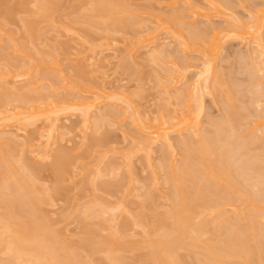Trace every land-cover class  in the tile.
<instances>
[{
	"label": "rangeland",
	"instance_id": "obj_1",
	"mask_svg": "<svg viewBox=\"0 0 264 264\" xmlns=\"http://www.w3.org/2000/svg\"><path fill=\"white\" fill-rule=\"evenodd\" d=\"M208 1L190 0L188 5L184 0H42L46 7L48 6L42 10L41 4L38 5L41 1L38 0H0V109L6 107L4 110L8 109L11 113L6 117H0V135L4 133L5 135L2 136L7 135L9 137L12 133H15L16 128H22L21 125H26L25 136L34 139L38 129L46 127L50 119H56L55 122L58 125L56 142L51 146L50 157L45 155V159L44 157L41 158L42 155L39 157L40 152L37 155L38 152L33 151L36 145H33V149L29 145L37 144L36 140L29 143L26 142L24 135L23 138H19L21 135H18L17 138L19 139L15 138L16 142L11 141V144H7L3 139L0 142V177H7L8 187L13 184L16 177L26 182L29 181L31 186L27 183L30 190L33 188L28 194L30 204L18 209L21 215V218H17L18 221L21 219L19 222L38 225L44 230L45 236L48 235L47 238L51 235L49 240L52 239L51 242L55 247L65 249L64 252L67 251L69 256H73L74 262L77 261L76 264H119V261L120 264H141L144 260L145 262L142 264H161L158 257H156V255H159L160 250L158 249V251L151 244L159 237L156 235H160L165 230H170V225L175 220L171 210L174 205L173 190L180 188L182 185L184 186V181L181 184L180 179L177 182L170 179L169 169L170 167L171 169H174L172 167L177 168L180 164V167H185V161L191 159L184 152L186 148L184 149L178 142L181 139L190 138L191 135L195 138L197 132V135L200 136L205 131L210 134L213 132L211 135L208 133V137L211 136L210 138L218 135L216 145L223 146L221 150H223V154H226V161L231 158L234 159L230 160L232 162L227 161V163L229 162L226 165L227 168H224L225 170L222 172H216V174L215 172L212 173L211 170L209 172L206 168L205 172L202 171L204 167L200 169L199 173L196 171L199 178L195 177L197 180L194 179L195 185L201 184L205 188L208 186L207 182L209 181L212 185L216 183V187L209 185L212 186V188L209 187V193H200L198 200L200 201L209 196L206 197L207 201L212 199V201H216L218 194L224 190L227 195L221 194L226 202L221 200V202H218L221 205H214L216 206L214 208L213 206L211 208V205L207 203V205H202L197 209L198 213L193 215L192 224L197 228L202 225L203 228L206 221L209 222L210 219L212 225L208 224L211 228L209 231L206 228L202 229L206 232L201 233L202 238H198L200 242L197 243L196 241L197 247L194 249L187 247L186 244L185 246L184 244L177 245L173 252L176 251L171 253V256L174 254L175 259L173 258V261L176 264H210L211 262L209 263L208 259L204 260L205 254H201L204 249L201 250V246L206 245L210 239L211 244L216 242L217 246H220L218 242L224 240L227 235L229 237L233 235L231 238L236 237H234L236 245H239V242L241 243L240 248L244 243L242 241L246 243L243 244V247L249 245L246 247L251 250V257L248 259V254L246 259L245 257L238 259V255L229 258V254L226 255L225 251L223 252L220 249L221 251L218 250L215 255L218 257H216L218 264H238L239 262V264H263L264 248L261 247L263 250L259 252L256 244H264V217H262L264 215V169H261L264 168V131H262L263 128L260 131L256 130L253 121L257 120L258 116H264V90H262L264 89V64H261L260 57H256V54L252 55L254 64L251 61L252 59L249 60L251 55L249 57L247 54H251L253 52L251 48L254 47V44H251L253 40L251 37L246 35H240L238 38L227 37V40L222 43L223 47L219 49L214 61L215 68H219L215 70L217 72L223 71V78L220 79L222 84L220 83V87L215 85L217 79L211 78V83L208 84L209 88L203 90L202 104L204 106L201 110L200 127L195 134H189V131L186 130L181 133H176V130L169 131V137L174 144H177L172 147L173 150L170 149L173 153L170 150L166 153L163 151L164 149H159L160 144H153L150 150L151 155H148L150 159H148V162H146L145 151L140 150L138 146V148L136 147L140 140L147 141L150 136L148 132L141 129L138 120L145 121L148 119L152 121L153 118L161 116L165 118L174 115L180 116L179 111L186 105L188 98L186 96L175 97V93L185 89V86L197 76V69L202 67L203 61H205V44L202 40L208 39L209 36L210 39L211 33L218 29V26L223 28L229 23L226 21L227 16H231L233 19L236 18L240 22H246L250 17L255 18L250 16V14L254 15L251 10L258 9L259 4L264 3V0H222L227 5L226 8L230 7L234 12L224 10L225 5L222 4L223 7L217 6L219 13L211 12L206 14L209 15L206 18L196 16L193 7L197 5L199 9L202 6V9L205 8L204 10L211 8V11H213V1ZM51 2H54V4ZM222 15L226 16V20ZM251 19L250 21L254 20ZM118 20L119 23H117ZM229 21L232 22L233 20L229 19ZM26 22H29L28 25ZM150 22H153V24L156 22L155 25L159 24L160 26L156 30L158 40L146 44V41L142 40L145 39L142 33L151 25ZM144 23L148 26L146 29ZM237 25L236 29L240 28V25ZM151 27H149V30L153 29L154 25ZM197 28L200 29L197 30ZM190 29L194 30L195 32H193L197 36H201V32H203V35L193 39L196 38V34L191 35L188 32ZM143 30L144 32H141ZM176 30L181 31L183 40L177 36ZM139 34L143 36L142 39ZM261 36L264 40V22L262 23ZM136 38L138 44L135 42ZM139 39L143 42H140ZM186 40L191 43L195 42L196 46L194 43L195 47H191V43ZM155 47L163 51V55L160 53L161 58H157L161 60L156 61L155 59L156 62L149 54ZM240 53L241 55L238 57ZM157 56L160 57L158 53ZM175 64L177 65L176 68L174 67ZM175 69H178L180 73L174 72ZM257 69L258 71H256ZM23 71H28L27 77L24 76L26 74ZM166 72H173L171 75L174 76L179 75L181 81L174 88L172 87L173 89L170 88L167 91L165 89L168 87L170 80H167L168 75ZM21 73L24 74V77L19 76L22 75ZM219 74L222 73H218L217 76ZM33 81L36 84L28 87L27 85ZM215 86L219 88L217 87V89ZM85 87H91L94 91L84 94L82 88ZM100 87L109 95L106 97L103 94H99L100 97L94 96L93 93H97ZM120 93L126 95L125 97L130 98L135 103V108L137 107L141 116L131 113V109L124 103L117 101L120 99L118 98ZM259 94L262 95V98ZM53 95H56L55 98L59 97L60 101L64 98L67 99L69 96L76 98L81 96L87 97L88 100L93 99L94 103L97 102L93 109H90V111L92 110L90 115L97 114L100 117L99 125L96 120L93 121L92 119L95 122L94 127L92 125L89 130H86L84 142L81 141V116L79 112L73 108L62 107V105V108L57 109L58 111L49 112L53 108L50 107L52 106L49 103L51 100L48 99ZM110 95L111 97H108ZM2 97L5 100L4 102H2ZM62 97L63 99H61ZM55 100L52 99V101ZM60 101H56L58 103L55 102L57 105H54L60 106L62 103V101L59 103ZM68 102L65 105L68 106ZM69 103L71 104V101ZM191 104L194 106L196 102L192 101ZM15 111L20 112L21 115L25 114L22 117H27L25 118L27 121L20 114L13 116ZM99 114H102V117ZM11 115L14 118H9ZM29 116H32V119ZM133 118H137L135 119L136 122ZM22 120L24 122H21ZM100 126L101 128H99ZM158 150L165 153H160ZM130 151L132 152L129 153V166H126L127 160H123V156H125L123 152L127 154ZM190 159L187 162L188 164L193 163V160ZM110 163L113 164L110 165ZM110 167L114 169L111 170ZM180 167L176 169V175ZM196 172H193L194 175H196ZM204 173L208 175L212 173L214 179L212 176H208V181L202 182L204 178L202 174ZM12 176L15 177L14 180H11L13 179ZM216 176L217 178H221V176L223 178L217 180ZM186 183L188 182L186 181L185 185ZM33 184L34 186H32ZM217 187L218 191L216 190ZM8 191L10 190L7 189ZM215 194H217V197ZM118 204H121L118 209L114 212L113 210L109 211L110 208L113 209ZM1 206L0 214L4 209L3 205ZM218 206L219 208H217ZM211 209H214L213 212L210 211ZM28 210H31L34 214L32 216L31 214L27 215ZM83 211L84 213H82ZM90 211L91 213H88ZM94 212L96 216L93 214ZM218 214L223 216L216 219L217 222L220 221L221 223H215L216 220L212 219L214 215ZM230 223L232 225H229ZM247 224L249 226L253 224L251 230ZM221 225H235L237 229L235 231L234 228L228 230L226 234H224L226 230L223 229L224 231L219 232L220 236L219 233L211 234L214 229L217 230ZM245 228L249 229L246 233L245 230L247 229ZM54 229L57 231V236ZM219 238L222 239L217 242ZM88 239H90L89 242L95 244H92V251H90L91 247L87 245L89 243ZM199 244L200 246H198ZM263 244L261 245L263 246ZM205 245L202 248H205ZM253 246L257 247L253 248ZM113 248L117 249L114 250ZM112 249L116 251L114 252L115 255L120 257L117 258L119 261L117 259L114 261L115 255L113 258L110 256V254H114ZM111 251L112 253H110ZM76 252L79 254L77 255ZM153 253L158 254L153 255V257L151 255ZM3 254L0 253V260L10 256L7 253ZM6 254L7 256H5ZM80 256L79 261L76 257ZM105 256H107V260ZM227 257L229 259L226 260ZM10 259L12 258L6 260ZM3 262L5 263V261ZM10 262L12 261L7 263Z\"/></svg>",
	"mask_w": 264,
	"mask_h": 264
},
{
	"label": "bare ground",
	"instance_id": "obj_2",
	"mask_svg": "<svg viewBox=\"0 0 264 264\" xmlns=\"http://www.w3.org/2000/svg\"><path fill=\"white\" fill-rule=\"evenodd\" d=\"M38 1H41L42 2V0H38ZM50 1V0H49ZM93 1V0H92ZM95 1V0H94ZM188 5H189V3H190V0H184ZM207 2H209L208 0H206ZM211 2H212V4H213V6H214V8L212 7V10L213 11H211V8H209V9H206V10H204L205 8L203 7V9L200 7V9H199V7H193V9H194V14L197 16V15H199V16H201V17H207V16H209V15H206V14H209V13H211V12H214V13H219V10L217 9V6H222V4L223 5H225L224 3H223V1L222 0H210ZM38 3V5L39 4H41L40 6L42 7V10H43V8L44 7H46V4L45 3ZM48 2V1H47ZM211 2H210V5H211ZM49 3V2H48ZM51 3H53L54 4V2H51ZM96 3V2H95ZM103 3V2H102ZM259 3H260V1H259ZM258 3V4H259ZM37 4V3H36ZM42 4H45V5H42ZM58 4V3H57ZM193 4V3H192ZM219 4H221V5H219ZM51 6V5H50ZM97 6V5H96ZM100 6V5H99ZM226 6L227 5H225L224 7H223V9L224 10H228V11H232V9H230V7L229 8H226ZM38 7V6H37ZM48 7V6H47ZM46 7V8H47ZM51 7H53V6H51ZM105 7V6H104ZM192 7V6H191ZM219 7V8H220ZM258 7V6H257ZM45 8V9H46ZM94 8H95V6H94ZM41 9V8H40ZM53 9V8H52ZM202 9V10H201ZM221 9V8H220ZM94 11H95V9H93ZM100 10V9H99ZM106 10H107V8H106ZM224 10H222V11H224ZM45 11V10H44ZM43 11V12H44ZM103 11H105V10H103ZM251 11H253V13L252 14H254V15H251L250 14V16H254L255 18H252V17H250V18H248V20L246 21L245 19H243L244 21H246V22H240L238 19H236V18H232L231 16L229 17V16H225L226 18H227V20H226V18L222 15V17H224L225 18V20L227 21V22H229V23H227L223 28H221V26L219 27H217L218 29H213V30H215V31H213L210 35H211V38L209 39V37H208V39H207V41H205V40H202L203 42H204V44H205V50H204V52H205V54H204V57H205V61H203L204 63L202 64V67H199V69H197V76H195L194 78H193V80L191 81V82H189V84L187 85V86H185L186 88L185 89H183V90H181V92L179 91L178 93L176 92L175 93V97H178V98H180V97H187L188 99L186 100L185 98H182V99H185L186 100V105L185 106H183L182 107V109L179 111V114H180V116H176V115H174L173 117L172 116H170V117H163V116H161V117H159V118H153L152 119V121L151 120H148V119H146L145 121L144 120H142V119H140V121L138 120V122H140L139 123V126L141 127V129L142 130H144V131H146V132H148L149 134H150V136L147 138L148 140L147 141H143V140H140L139 142H138V144L136 145V147L138 146L139 147V149L140 150H144L145 151V153H146V162H148V155H151V153H150V150L152 149V145L154 144H160V146H159V149H164L163 151H165L166 153H167V151H169L170 149H172L173 150V146L176 144H174V142L171 140V138L169 137V131H175L176 130V133H181V132H184L185 130L188 132L189 131V134H195L196 132H197V130L199 129V124H200V117L202 116V113H201V110L203 109L202 107L204 106L203 104H202V92H203V90H205V89H208L209 88V86H208V84H209V82H210V79L211 78H213V79H217L216 81H217V84H215V85H218L219 87L221 86V82H222V80H221V82H220V79H222L223 77V71L222 72H217L215 69L216 68H218V67H216L215 68V59H216V56H217V53L219 52V49L221 48V47H223V45H222V43H224L225 42V40H227V37H229V38H238V36H240V35H246V36H248V37H251L253 40H252V45L254 44V47L253 48H251L252 47V45L250 44V48L251 49H253L252 51V53L250 54V53H248L247 55H249V57H250V55H251V57H252V55L254 54H256V57H260L259 59L261 60H258V58H255V59H257L258 61H260L261 62V64L263 63L264 64V40H263V38H262V36H261V28H262V23L264 22V3L262 2L261 4H259V8L257 9H253V10H251ZM113 12V11H112ZM232 12H234V11H232ZM251 13V12H250ZM106 14H108V15H110L109 13H106ZM44 15V14H43ZM203 15V16H202ZM237 15V14H236ZM115 16V15H114ZM239 17V16H238ZM108 18V17H107ZM112 18V17H111ZM117 18V17H116ZM159 18V17H158ZM240 18V17H239ZM256 19L255 21L254 20H252V19ZM114 19V18H113ZM120 19V18H119ZM229 19L230 20H233V21H235L234 23H232V22H230L229 21ZM250 19L252 20V21H250ZM111 21H113V20H111ZM115 21V20H114ZM120 21H121V19H120ZM123 21V20H122ZM125 22V21H124ZM29 23V22H28ZM28 23L26 22V24L28 25ZM116 23V22H115ZM117 23H119V20H118V22ZM122 23V22H121ZM151 23V22H150ZM155 23L156 22H154V24H153V22L151 23V25H149V27H151V26H153L154 25V27H153V29H151V30H149L150 28L147 26V24L146 23H144L143 25H145V29H146V27H148L147 28V30L144 32V30L143 31H141V32H144V33H142V35H144V38L145 39H142L143 38V36L142 35H140V38L147 44L148 42H150V43H154V42H156L155 40L157 39L156 38V30L160 27L159 26V24L156 26L155 25ZM153 24V25H152ZM237 24H239L240 25V28H238V29H236L237 27H238V25ZM222 25V24H221ZM113 26H115L114 24H113ZM157 28H156V27ZM226 26H228V27H226ZM197 27H200V26H197ZM214 27H216V26H214ZM29 28H30V25H29ZM152 28V27H151ZM213 28V27H212ZM234 28V29H233ZM193 29H194V27H193ZM196 29V28H195ZM198 29H200V28H197V30ZM209 29H211V28H209ZM240 29V30H239ZM196 30V31H197ZM202 30H203V28H202ZM239 30V31H238ZM194 30H192V29H190L188 32L191 34V35H194V34H196V33H194L193 32ZM209 32H210V30H208ZM240 31H242V32H240ZM176 32V34H177V36L179 37V38H181L182 40L184 39L183 38V35L181 34V31L180 30H176L175 31ZM192 32V33H191ZM199 33L201 32V31H198ZM194 33V34H193ZM202 33V35H203V32H201ZM206 33V32H205ZM208 33V32H207ZM138 35V36H139ZM201 35V34H200ZM201 35V36H202ZM205 35V34H204ZM142 36V37H141ZM190 36V35H189ZM199 36V35H198ZM197 34L195 35V37L196 38H193V39H197ZM201 36H199V37H201ZM207 36V35H206ZM237 36V37H236ZM198 37V38H199ZM192 38V37H191ZM203 38V37H202ZM201 38V39H202ZM240 38V37H239ZM141 39H139V41L140 42H143ZM186 39V38H185ZM204 39V38H203ZM158 40V39H157ZM189 40H191V39H189ZM189 40H186V41H188L189 42ZM246 40H248V39H246ZM246 40H245V42H246ZM196 41V40H195ZM198 41V40H197ZM137 44H138V40H137V38H136V41H135ZM193 42V41H192ZM199 42H201L200 40H199ZM202 42V43H203ZM144 43V44H145ZM189 43H191V42H189ZM195 42H193V43H191L190 45H192L191 47H193ZM141 44V43H140ZM145 44V45H146ZM188 44V43H187ZM150 45V44H149ZM155 45V44H154ZM183 45H184V43H183ZM248 45V44H247ZM185 47H186V45H184ZM189 46V45H188ZM195 46H196V43H195ZM194 46V47H195ZM1 47V46H0ZM148 47V46H147ZM160 47V46H159ZM190 46H189V48H191ZM145 48V47H144ZM163 48V47H162ZM161 48V49H162ZM247 48V47H246ZM192 49V48H191ZM163 50V49H162ZM250 50V49H249ZM248 51V50H247ZM157 53H158V55L160 56V53H161V55H163L162 53H163V51H161L160 49H158V48H154L153 49V51L152 52H150L149 54H151L152 55V59L155 61V59H156V61L158 60L157 58H161V56L160 57H158L157 56ZM164 54H165V51H164ZM167 54V53H166ZM219 55V54H218ZM241 55V53L238 55V57ZM1 56V55H0ZM244 56H245V54H244ZM149 57H150V55H149ZM237 57V58H238ZM248 57V56H247ZM249 58V60L250 59H252L251 61L253 62V64H254V59H253V57L252 58ZM150 59V58H149ZM151 59V60H152ZM244 59V58H243ZM159 60H161V59H159ZM158 60V61H159ZM256 60V61H257ZM155 61V62H156ZM252 65V64H251ZM260 65V64H259ZM176 64H175V68H176ZM250 66V65H249ZM255 66V65H254ZM254 66H253V69H254ZM219 69V68H218ZM252 69V70H253ZM221 70V69H220ZM224 70V69H223ZM255 70V69H254ZM217 72V74L218 73H222L221 75L219 74L218 76H217V74H216V72ZM256 71H258V69L256 70ZM24 72V74H26V75H24V74H22V75H19V76H21V77H27L28 75V71H23ZM174 72H179L178 71V69H175L174 70ZM254 72V71H253ZM260 72H261V69H260ZM171 73H173V72H166V74L168 75V77H167V80H170V82L167 84L168 85V87H166V91L167 90H170V88H174V86H176V85H178L181 81L179 80V78H180V76L179 75H177V76H174V75H171ZM180 73V72H179ZM24 75V76H23ZM18 76V77H19ZM21 77H19V78H21ZM24 80V79H23ZM37 81V80H36ZM39 81V80H38ZM180 81V82H179ZM39 83V82H38ZM178 83V84H177ZM211 83V82H210ZM216 83V82H215ZM221 83V84H220ZM35 84H36V82H35ZM34 84V81L33 82H31V83H29L27 86L29 87V86H32V85H35ZM25 85V86H26ZM218 86H215L216 88L218 87ZM34 87V86H33ZM165 87V86H164ZM208 87V88H207ZM218 87V88H219ZM20 88V87H19ZM24 88V87H23ZM172 88V89H173ZM217 88V89H218ZM264 88V87H263ZM96 89V88H95ZM8 90V89H7ZM35 90V89H34ZM262 90H264V89H262ZM261 90V91H262ZM32 91V90H31ZM39 91V90H38ZM92 91H94L93 90V88H91V87H85V88H82V92L85 94V93H87V92H91L92 93ZM260 91V92H261ZM8 92H9V90H8ZM29 92V91H28ZM10 93H12V92H10ZM25 93V92H24ZM38 93H40V92H38ZM96 93V92H95ZM95 93H93L94 94V96L95 95H97V96H99L100 97V95H102L103 94V96L104 97H106L107 95H109V93H106L104 90H103V88H99L98 89V92L95 94ZM122 93V92H121ZM120 93V94H121ZM263 93H264V91H263ZM9 94V93H8ZM100 94V95H99ZM119 94V96L120 97H118V98H120V99H118V98H116V99H118L117 101L118 102H122V103H124L129 109H131V113H134V114H139V116H141L140 114L141 113H139L138 112V109H137V107L135 108V103L134 102H132L131 100H130V98H128V97H125L124 95H120ZM2 96H3V94H1ZM10 95V94H9ZM8 95V96H9ZM39 95V94H38ZM259 95H261V94H259ZM7 96V97H8ZM41 96V95H40ZM54 96H56V95H53V96H51L50 97V99H48V100H51L49 103L52 105V106H50V104L49 103H47V104H49V106L51 107V108H53V109H51L49 112L50 113H52V112H56V111H58L57 109H59V108H62V107H65V108H67V107H69L70 109L71 108H73V109H75V111H77V112H79V114H80V116H81V120H80V124H81V127H80V130H81V134L80 135H82V138H81V141L82 142H84V140H85V138H86V130L88 129L89 130V128L92 126V127H94V123L95 122H93V121H95L96 120V123L98 124L99 123V116H97V114H95V115H90V112L92 111H90V109L92 108L93 109V107L96 105V103H94V101H92V100H88V98L87 97H68L67 99H63V97L61 98V99H63L64 101H65V103L67 104V102L69 101V98H70V101H71V104L68 102V106L67 105H65V103L63 102V100H61L62 101V103L64 104V106H63V104L61 103V101L59 100V97H54ZM174 96V95H173ZM6 97V98H7ZM49 97V96H48ZM108 97H111V95L110 96H108ZM260 97V96H259ZM263 97H264V94H263ZM1 98V97H0ZM37 98H39V97H37ZM56 100H55V99ZM85 98H86V100H85ZM122 98V99H121ZM261 98H262V95H261ZM2 99H3V97H2ZM52 99L53 100H55V101H52ZM100 99V98H99ZM264 99V98H263ZM122 100V101H121ZM2 101V100H1ZM5 100L3 99V101L2 102H4ZM56 101H60L59 103H61L60 104V106H55V105H57L56 103H58V102H56ZM182 101V100H181ZM192 101L194 102H196V105H194L193 106V104H191L192 103ZM56 102V103H55ZM260 102H262V101H260ZM259 102V103H260ZM185 103V102H184ZM55 104V105H54ZM69 104H70V106H69ZM94 104V105H93ZM182 104V103H181ZM261 104H263V103H261ZM0 105H1V103H0ZM2 105H3V103H2ZM53 105H54V107H53ZM61 105H62V107H61ZM123 105V104H122ZM259 105V104H258ZM8 106V105H7ZM49 106H47L48 108H49ZM1 107V106H0ZM54 108H56V109H54ZM4 109H6V107L5 108H3V109H0V117L1 118H3V117H6L7 115H9V110L7 109V110H4ZM3 110V111H2ZM56 110V111H55ZM15 112H16V115H15ZM13 114V116H18L17 114H20L21 115V113L19 112H17V111H15ZM28 113V112H27ZM29 113H31V112H29ZM49 113V114H50ZM114 113V112H113ZM200 113H201V115H200ZM11 114V113H10ZM105 114V113H104ZM174 114H176V113H174ZM19 115V116H20ZM22 115H25V114H22ZM22 115H21V117H22ZM99 115H101V117H102V114H99ZM110 115V114H109ZM112 115V114H111ZM93 116H95V117H93ZM137 117H138V115H136ZM176 116V117H175ZM12 117V115L9 117V118H11ZM31 117V119H32V116H29V118ZM12 118H14V117H12ZM23 119H25V118H27V117H25V116H23L22 117ZM141 118V117H140ZM18 119V118H17ZM92 119H93V121H92ZM134 119V118H133ZM135 119H137V118H135ZM134 119V120H135ZM139 119V118H138ZM9 120V119H8ZM21 120V119H20ZM26 121H27V119H25ZM56 120V119H55ZM55 120L52 118V119H50L49 120V123H47L46 124V127L44 126V127H42L40 130L38 129V131L36 132L37 134L34 136V139H32V137H31V139L30 138H27L25 135H26V128H25V126L26 125H21V126H23L22 128L20 127V128H16L15 129V133H12V137L11 136H2V135H5L4 133L2 134V135H0V142H2V140L3 139H5V143H7V144H9L11 141L12 142H16L17 140H15V138L16 139H19V138H23V135H24V137L26 138V142L28 141L29 143H32V142H30V141H32V140H34V142H35V140H36V143L37 144H29L30 145V147L33 149V147L35 146L36 148H34L33 149V151H36V153H37V155H39V152L41 153L40 154V156L39 157H41V155H42V157L41 158H43L44 157V159H45V157L46 156H49L50 157V152H51V146H52V144L54 145L55 144V137H56V132H57V129H58V125L56 124V122H55ZM225 120V119H224ZM31 121H33V120H31ZM228 121V120H227ZM21 122H24V120H22ZM135 122H136V120H135ZM222 122H224V121H222ZM18 123H20V122H18ZM27 123V122H26ZM230 123V122H229ZM22 124V123H21ZM96 124V125H97ZM101 124H102V121H101ZM100 124V125H101ZM212 124V123H211ZM253 124H254V126L257 128L256 130H258V131H260V129H262V131H264V116L262 115V117L260 116H258L257 117V120L255 119V121H253ZM18 125V124H17ZM96 125H95V128H96ZM99 125V124H98ZM97 125V126H98ZM217 125V124H216ZM215 125V126H216ZM226 125V124H225ZM19 126V125H18ZM80 126V125H79ZM138 126V125H137ZM15 127V126H14ZM212 128H213V125L211 126ZM229 127H231L230 125H229ZM254 127V128H255ZM79 128V127H78ZM99 128H101V126L99 127ZM214 128H216V127H214ZM92 130H93V128H91ZM230 129H232V128H230ZM98 130V129H97ZM184 130V131H183ZM13 131V130H12ZM16 131H18V132H16ZM223 131V130H222ZM261 131V132H262ZM88 132V131H87ZM203 132V131H202ZM94 133V132H93ZM209 133V132H208ZM208 133L205 131V133H203V134H201L200 136H198L197 134H198V132H197V137H196V135H195V138H194V136L192 137V135L190 136V138H186V139H179L180 141L178 142V144L179 145H182L183 147H184V149L186 148V151H184V152H186V154H188V155H186V156H190L191 157V161L193 160V163H191L190 162V164H188L187 162H189V159L187 160V162L185 161V163L187 164H185L184 163V165H185V167L183 166V167H180L181 166V164L177 167V168H179L180 167V169H179V172L177 173V175L175 174L176 172H177V168L176 167H172V168H174V169H171V167H170V169H169V176L171 177L170 179H173V180H176V182H177V180H179L180 179V183L182 182V181H184L183 182V184H184V186L182 185L180 188L178 187V188H176V189H174L173 190V197H174V205H173V209H171L173 212H172V214H173V216H174V221H172L173 223H171V225H170V230L168 229V230H163L164 232L163 233H161L160 235H156V236H159L158 238H157V240L155 239V241H152V244H151V246H153L155 249H159L161 252H162V254H161V252L159 251V255H161V256H159V255H156V257H158V260L161 262V264H176L174 261H173V258H174V254H172V256H171V253L173 252V250L174 249H176L175 247L178 245H180V244H184V246H185V244L186 245H188L187 247H192L193 249L195 248V247H197V244H196V241H197V243H199L200 241H199V239L200 238H202L201 236V233H205L206 231H203L202 229H208L207 231H209V229L211 228V227H209V224L208 223H210V219H209V222H208V220L206 221V223L204 224V227L202 228V225L200 226V227H198L197 228V226H194L193 224H192V217H193V215H195V214H197L198 212H197V209L198 208H200L202 205L204 206V205H207V203H208V205H211V208H212V206H213V208L214 207H216V206H214V205H219V203L218 202H221V200L222 201H224V199H223V196H222V194L221 193H223L224 195H227V194H225V192H224V190H222V192H218L219 194H218V199H216V201L214 200V201H212V200H206V197H205V199H202V200H198L199 199V197H198V195L200 194V193H209L210 192V188L209 187H211L212 188V186H215L216 187V183H213V185L210 183V181L209 182H207L208 181V176H212L213 177V179H214V176L212 175V173H214L215 172V174H216V172H222V171H224L225 169L224 168H227V164H229V162L227 163V161H230L231 159L233 160L234 158H231L230 160H227L226 161V159H227V157L225 158V156H226V154H223L222 152H223V150H221L222 149V147H220V146H218V145H216V142L218 141L217 139H218V135H216V137H214V138H210L211 136V134L213 133H209L210 135V137H208ZM260 133V132H259ZM263 133V132H262ZM1 134V133H0ZM8 135H9V133H7ZM11 134V133H10ZM14 134V135H13ZM206 134V135H205ZM218 134V133H217ZM18 135H21L20 137L18 136ZM34 135V134H33ZM221 135V134H220ZM30 136V135H29ZM32 136V135H31ZM17 137H19V138H17ZM192 137V138H191ZM213 137V136H212ZM107 138V137H106ZM228 138V137H227ZM57 139V138H56ZM79 139V138H78ZM212 139V140H211ZM223 139V138H222ZM226 139V138H225ZM22 140H24V139H22ZM25 141V140H24ZM93 141V140H92ZM97 141V140H96ZM220 141H221V138H220ZM11 142V143H12ZM225 142V141H224ZM10 143V144H11ZM20 143H22V142H20ZM59 143V142H58ZM77 143V142H76ZM81 144V143H80ZM222 144V143H221ZM34 145V146H33ZM177 145V144H176ZM225 145V144H224ZM158 146V145H157ZM239 146V145H238ZM50 147V148H49ZM54 147V146H53ZM137 147V148H138ZM177 147V146H176ZM31 148H30V150H31ZM175 148V147H174ZM166 149H168V150H166ZM183 149V148H182ZM227 149H228V147H227ZM1 150H2V148H1ZM153 150H154V147H153ZM161 150V151H162ZM172 150H170V151H172ZM159 151V150H158ZM169 151V152H170ZM233 151V150H232ZM58 152L60 153V151L58 150ZM132 151H130V152H126L127 154H125L124 152H123V155H125V156H123V160L124 159H126L127 160V162H126V166H129V164H128V160L130 159V154L129 153H131ZM160 152V151H159ZM165 152H160V153H165ZM168 152V153H169ZM153 153V152H152ZM172 153H173V151H172ZM226 153V152H225ZM237 153V152H236ZM230 154V153H229ZM234 154V153H233ZM44 155V156H43ZM46 155V156H45ZM60 155V154H59ZM231 156V155H230ZM59 157V156H58ZM150 157V156H149ZM167 157V156H166ZM234 157V156H233ZM48 158V157H47ZM60 158V157H59ZM168 158H170V157H168ZM229 158V157H228ZM58 159V158H57ZM60 160V159H59ZM150 160V159H149ZM184 160H186V159H184ZM245 160V159H244ZM56 161V160H55ZM58 161V160H57ZM62 161V160H61ZM239 161H241V160H239ZM249 161H252V160H249ZM255 161V160H254ZM59 162V161H58ZM230 162H232V161H230ZM55 163V162H54ZM149 163H150V161H149ZM171 163V162H170ZM255 163V162H254ZM259 163V162H258ZM113 164V163H112ZM111 163H110V165H112ZM183 164V163H182ZM233 164V163H232ZM237 164V163H236ZM239 164V163H238ZM59 165V164H58ZM114 165H116V164H114ZM114 165H113V167H114ZM168 165H169V163H168ZM193 165V166H192ZM248 165H250V164H248ZM56 166H57V163H56ZM161 166V165H160ZM201 166V167H200ZM237 166V165H236ZM258 166V165H257ZM162 167V166H161ZM166 167V166H165ZM204 167V169L202 170V171H204L205 170V168H206V170H208L209 172H210V170H211V172L212 173H210V175H208L207 173L204 175V174H202L203 176H204V178H203V180H202V182H207L208 183V186L207 187H205V188H203L202 186H201V184H199V185H195V183H194V181L196 180V178L198 177L199 178V174H197V172L199 173L200 172V169L201 168H203ZM232 167V166H231ZM240 167V166H239ZM238 167V168H239ZM55 168V167H54ZM115 168V167H114ZM114 168H112V167H110V169L112 170V169H114ZM120 168V167H119ZM193 168V169H192ZM241 169H242V167H240ZM248 168V167H247ZM246 168V169H247ZM61 169V168H60ZM240 169V170H241ZM257 169V168H256ZM261 169H264V168H261ZM63 170V169H62ZM61 170V171H62ZM184 171V173L182 174V172ZM227 170V169H226ZM239 170V171H240ZM1 171V170H0ZM57 171V170H56ZM195 173L196 171V175H194V173ZM201 171V172H202ZM244 171H246V170H244ZM244 171H242V172H244ZM60 172V171H59ZM181 172V173H180ZM205 172V171H204ZM208 172V173H209ZM238 172V171H237ZM250 172V171H249ZM252 172V171H251ZM263 172V171H262ZM3 173V172H2ZM18 173V172H17ZM203 173V172H202ZM227 173V172H226ZM246 173V172H245ZM248 173V172H247ZM178 174H180V175H178ZM225 174V173H224ZM241 174V173H240ZM249 174V173H248ZM11 175H13L12 173H11ZM18 175V174H17ZM17 175H14V176H17ZM19 175H20V173H19ZM198 175V176H197ZM244 175V174H243ZM250 175V174H249ZM10 176V175H9ZM25 176V175H24ZM248 176V175H247ZM263 176V175H262ZM196 177V178H195ZM200 177H201V175H200ZM1 179H0V206L1 205H3V212H2V214H0V251L2 250L3 252H0V253H7L8 255H10V256H7V254L5 255V256H7V258L6 259H9V258H12V259H10V260H6V259H4V260H0V264H17L18 262V264H76L77 263V261L76 262H74V258H73V256H69L68 255V252L67 251H65L64 252V250L65 249H61V248H57V247H55L54 246V244L51 242V238H50V240H49V237L51 236H49L48 238H47V236H45L46 234L44 233V230L43 229H41L40 227H38V225H34L33 223H24V222H19V221H21V219H19V221H18V217H20L21 215L19 214V212H18V209L19 208H22L24 205H27V204H30V200L28 199L29 198V192L33 189L32 187V189L30 190V187L28 186V183H29V181H25V180H20V179H17L18 177H16V179H15V177H13L12 176V178L13 179H11V180H14L15 179V181L13 182V184H10L9 186L10 187H8V184L9 183H6V182H8L7 181V177L5 178V176H2V177H0ZM197 178V179H198ZM216 178H217V176H216ZM221 178H223L222 176H221ZM221 178H217V180L218 179H220L221 180ZM229 178V177H228ZM243 178V177H242ZM195 179V180H194ZM210 179V178H209ZM10 180V181H11ZM216 180V181H217ZM226 181H228L227 179H225ZM244 180V179H243ZM247 180V179H246ZM259 180V179H258ZM31 181V180H30ZM188 182V183H186V185H185V182ZM197 181V180H196ZM257 181V180H256ZM255 181V182H256ZM200 182V181H199ZM259 182V181H258ZM263 182V181H262ZM261 182V183H262ZM32 183V182H31ZM179 183V182H178ZM178 183H177V185H178ZM219 183V182H218ZM245 183V182H244ZM30 184V183H29ZM182 184V183H181ZM204 184V183H203ZM226 184V183H225ZM176 185V186H177ZM209 185H212V186H209ZM221 185V184H220ZM224 185V184H223ZM30 186H31V184H30ZM32 186H34V184L32 185ZM179 186V185H178ZM217 186H219V185H217ZM214 187V188H215ZM10 188V189H9ZM228 188V187H227ZM231 188V187H230ZM6 189V190H5ZM7 189L8 190H10V191H8L7 192ZM218 189V187L216 188V190ZM193 190V191H192ZM5 191H6V193H5ZM218 191V190H217ZM217 191H216V193H217ZM221 191V190H220ZM172 192V191H171ZM235 193V192H234ZM8 196H7V195ZM221 194V195H220ZM216 195V197H217V194H215ZM209 197V196H208ZM207 197V198H208ZM231 197H232V195H231ZM202 198V197H201ZM222 198V199H221ZM224 198H226L225 196H224ZM228 198H230V197H228ZM210 199V198H209ZM229 200V199H228ZM207 201V202H206ZM213 202H215V203H213ZM217 202V203H216ZM224 202H226V200L224 201ZM15 203V204H14ZM204 203V204H203ZM212 203V204H211ZM227 203H229V202H227ZM251 204H253V203H251ZM221 205V204H220ZM219 205V206H220ZM254 205H255V203H254ZM121 206V204H118L115 208L113 207V209H111L110 208V210L109 211H111V210H113V212H114V210H116V209H118L119 207ZM172 206V205H171ZM219 206L217 207V208H219ZM2 207V206H1ZM32 207V206H31ZM221 208V207H220ZM260 208V207H259ZM256 209H257V207H256ZM206 210V209H205ZM214 210V209H213ZM213 210L211 209L210 211H212L213 212ZM263 210V209H262ZM261 210V211H262ZM92 211V210H91ZM91 211L90 212H88V213H91ZM96 211V210H95ZM108 211V212H109ZM218 211V210H217ZM255 211V210H254ZM264 211V210H263ZM171 212V211H170ZM212 212H211V214H212ZM219 212V211H218ZM222 212V211H221ZM237 212V211H236ZM252 212H253V210H252ZM82 213H84V211L82 212ZM112 213V212H111ZM215 214H216V211L214 212ZM223 213V212H222ZM30 215L31 214V216L34 214L31 210H28L27 211V215ZM93 214H95V212L93 213ZM201 214V213H200ZM234 214V213H233ZM235 214H237V213H235ZM242 214H243V212H242ZM241 214V215H242ZM250 214V213H249ZM253 214V213H252ZM223 215H224V213H223ZM92 216V215H91ZM95 216H96V214H95ZM216 216V217H215ZM219 216V217H218ZM221 216H222V214L220 215V214H218V215H214L213 217H212V219H214V221L216 220V219H220L221 218ZM250 216V215H249ZM262 216V215H261ZM81 217H85V216H81ZM93 217H94V215H93ZM112 217V216H111ZM116 217V216H115ZM223 217V216H222ZM233 217V216H232ZM251 217V216H250ZM255 217V216H254ZM262 217H264V215L262 216ZM21 218V217H20ZM37 218V217H36ZM139 218V217H138ZM211 218V217H210ZM260 218V217H259ZM140 219V218H139ZM243 219V218H242ZM253 219V218H252ZM264 219V218H263ZM141 220V219H140ZM163 220V219H162ZM238 220V219H237ZM256 220V219H255ZM81 221V220H80ZM200 221V220H199ZM230 221V220H229ZM257 221V220H256ZM261 221V220H260ZM32 222V221H31ZM213 222V221H212ZM220 222V221H219ZM219 222H217V220L215 221V223H219ZM238 222V221H237ZM248 222V221H247ZM253 222V221H252ZM263 222V221H262ZM214 223V222H213ZM221 223V222H220ZM249 223V222H248ZM85 224V223H84ZM202 224V223H201ZM211 224V223H210ZM239 224H241V223H239ZM264 224V223H263ZM157 225H158V223H157ZM212 225V224H211ZM229 225H232L231 223L229 224ZM229 225H226V226H224V225H221V226H219V228L216 230V229H214V231L212 232V230H211V234H213V235H215V234H218L219 232L221 233V231L224 229V230H226V231H224L223 233L224 234H226V232L229 230H232L233 228H234V231H235V229H237V228H235V225H233V226H229ZM248 225V224H247ZM247 225H246V227H247ZM253 225V224H252ZM251 224H250V230H251V226H252ZM259 225V224H258ZM256 226H257V224H256ZM262 226V225H261ZM85 227V226H84ZM196 227V228H195ZM208 227V228H207ZM237 227V226H236ZM255 227V226H254ZM259 227V226H258ZM257 227V228H258ZM163 229H165V228H163ZM242 229H244V228H242ZM245 229H247V230H245V233L246 232H248V228H245ZM252 229H253V227H252ZM46 230V229H45ZM55 230V229H54ZM92 230H93V228H92ZM91 230V231H92ZM97 230V229H96ZM159 230H161V229H159ZM202 230V232H200ZM56 231V230H55ZM87 231V230H86ZM88 231H90V230H88ZM95 231V230H94ZM117 231V230H116ZM239 231V230H238ZM30 232H32V233H30ZM157 232V231H156ZM155 232V233H156ZM200 232V233H199ZM252 232H254V231H252ZM255 232H256V230H255ZM51 233V232H50ZM93 233V232H92ZM91 233V234H92ZM215 233V234H214ZM220 233H219V236H220ZM233 233V232H232ZM241 233V232H240ZM262 233V232H261ZM148 234V233H147ZM195 234V235H194ZM197 234H198V236H197ZM209 234V233H208ZM228 234V233H227ZM235 234H237V233H235ZM243 234V233H242ZM250 234H251V231H250ZM94 235H96V234H94ZM98 235V234H97ZM115 235V234H114ZM200 235V236H199ZM230 235H231V232H230ZM241 235V234H240ZM56 236H57V231H56ZM99 236V235H98ZM116 236V235H115ZM196 236V237H195ZM228 236V237H227ZM226 237H225V239L223 240L222 238V241L221 242H218V241H220L221 239L219 238L218 240H217V242L219 243V245L220 246H217V244H216V242H215V244H216V246H214L213 244H211V239L210 240H208L207 241V244L205 245V244H203V245H205V248H202V246H201V250L202 249H204V251H203V253L201 252V254L203 255V254H205L204 255V260H207L209 263L211 262L212 264H218L219 262H217V256H215L216 255V253H217V251L219 250V251H221V250H223V252L225 251V253H226V255L227 254H229V258L230 257H232V256H234V255H238V259L239 258H244L245 257V259H246V256H248V254H249V256L247 257L248 259H249V257H251L250 256V254H251V250H249V248L248 247H246V246H249V245H244V247H243V244H246L245 243V241H242V242H244V243H242V246H241V248H240V242L238 243L239 245H236L237 243H235V241L234 240H236L234 237L233 238H231L233 235H231V237H229V235H227ZM238 236V235H237ZM248 236H249V234H248ZM89 237H90V235H89ZM212 237V236H211ZM216 237H217V235H216ZM244 237V236H243ZM250 237V236H249ZM62 238V237H61ZM86 238V237H85ZM114 238V237H113ZM149 238V237H148ZM199 238V239H198ZM241 238V237H240ZM254 238V237H253ZM115 239V238H114ZM145 239V238H144ZM143 239V240H144ZM150 239V238H149ZM152 239H154V238H152ZM213 239V238H212ZM238 239H239V237H238ZM246 239V238H245ZM244 239V240H245ZM251 239H252V237H251ZM60 240H62V239H60ZM94 240V239H93ZM97 240V239H96ZM108 240V239H107ZM112 240V239H111ZM205 240H207V239H205ZM204 240V241H205ZM215 240V239H214ZM243 240V239H242ZM64 241V240H63ZM83 241V240H82ZM88 242L90 241V239H88L87 240ZM101 241V240H100ZM66 242V241H65ZM84 242V241H83ZM93 242V241H92ZM105 242H106V240H105ZM146 242V241H145ZM208 242H210V243H208ZM223 242V243H222ZM250 242H251V240H250ZM254 242V241H253ZM261 242V241H260ZM262 242H263V240H262ZM58 243H59V241H58ZM63 243V242H62ZM111 243V242H110ZM143 243V242H142ZM147 243V242H146ZM249 243V242H248ZM70 244V243H69ZM90 244V245H89ZM92 244H94V243H91V242H89L87 245L88 246H90L91 248V250L90 251H92ZM97 244V243H96ZM148 244V243H147ZM201 244H202V242H201ZM256 244V243H255ZM261 244H263V243H257L256 245L258 246H255V247H257V248H259V252L261 251V250H263V248H264V244H263V246L261 245ZM68 245V244H67ZM84 245V244H83ZM95 245V244H94ZM252 245H254V244H252ZM58 246V245H57ZM66 246V245H65ZM68 246H71V245H68ZM85 246V245H84ZM84 246H83V248H84ZM109 246V245H108ZM112 246V245H111ZM131 246V245H130ZM137 246V245H136ZM183 246V245H182ZM198 246H200V244L198 245ZM82 247V246H81ZM152 247V248H153ZM204 247V246H203ZM251 247V246H250ZM254 246H253V248H255ZM261 247H263V248H261ZM62 248H64V247H62ZM68 248V247H67ZM85 248H86V246H85ZM102 248H104V247H102ZM108 248V247H107ZM147 248V247H146ZM151 248V249H152ZM178 248V247H177ZM191 248V249H192ZM244 248V249H243ZM256 248V249H257ZM261 248V249H260ZM94 249V248H93ZM95 249H96V246H95ZM94 249V250H95ZM114 250H116L115 248H113ZM112 249V251H113V253L114 252H116V251H114ZM149 249V248H148ZM221 249V250H220ZM85 250V249H84ZM86 250H87V248H86ZM109 250V249H108ZM105 251V250H104ZM103 251V252H104ZM112 251L110 252V253H112ZM176 251V250H175ZM174 251V252H175ZM198 251V250H197ZM250 253H249V252ZM106 252V251H105ZM104 252V253H105ZM151 252H153V250H151ZM173 252V253H174ZM194 252V251H193ZM222 252V253H223ZM77 253V255L79 254L78 252H76ZM109 252H108V254H110ZM197 253H200V252H197ZM75 254V253H74ZM107 254V253H106ZM150 254V253H149ZM155 254H158V253H153V254H151L152 256L153 255H155ZM208 254V255H207ZM258 254V253H257ZM4 255V254H3ZM2 255V256H3ZM114 255H115V253L114 254H110V256H112V258L114 257ZM176 255H177V253H176ZM109 256V255H108ZM116 256V255H115ZM241 256V257H240ZM106 257V260H107V256H105ZM104 257V258H105ZM154 257V256H153ZM180 257V256H179ZM178 257V258H179ZM194 257H196V256H194ZM199 257V256H198ZM207 257H209V258H207ZM217 257V258H216ZM237 257V256H236ZM236 257H234V258H236ZM257 257V256H256ZM77 259H79V261H80V258H81V256L80 257H76ZM119 259L120 257H114V261L116 260V259ZM181 258V257H180ZM222 258V257H221ZM225 258V257H224ZM228 257L226 258V260L227 259H229ZM2 259V258H1ZM110 260H111V257L109 258ZM117 259V261H119ZM175 259V258H174ZM203 259V258H202ZM247 259V261H249ZM259 259V258H258ZM261 259V258H260ZM113 260V259H112ZM157 260V259H156ZM203 260V261H204ZM219 260V259H218ZM225 260V259H224ZM3 261H5V263L3 262ZM8 261H12V262H10V263H7ZM122 261V260H121ZM143 261V260H142ZM173 261V262H172ZM233 261V260H232ZM246 261V260H245ZM246 261V262H247ZM259 261V260H258ZM143 262H145V260L143 261ZM142 262V263H143ZM244 262V261H243ZM121 262L119 261V264H120ZM141 263V264H142ZM202 263V262H201ZM210 263V264H211ZM224 263V262H223ZM229 263V262H228ZM240 263V262H239ZM238 263V264H239ZM83 264V263H82ZM87 264V263H86ZM237 264V263H236ZM248 264V263H247ZM250 264V263H249ZM263 264H264V262H263Z\"/></svg>",
	"mask_w": 264,
	"mask_h": 264
}]
</instances>
